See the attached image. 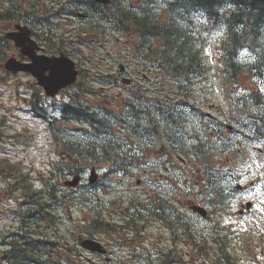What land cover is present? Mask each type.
Returning a JSON list of instances; mask_svg holds the SVG:
<instances>
[{
    "label": "rangeland",
    "instance_id": "374dc122",
    "mask_svg": "<svg viewBox=\"0 0 264 264\" xmlns=\"http://www.w3.org/2000/svg\"><path fill=\"white\" fill-rule=\"evenodd\" d=\"M160 7L162 10L164 9L163 5ZM46 10H49L47 0H45V5H42L40 9L29 12H32V16L35 18L43 15L44 11ZM165 10L159 13L161 18L166 17ZM188 22L190 23L189 26L192 28V30L196 28L200 32L201 38H205L203 46L205 48L204 52L206 61L213 68L210 79L211 83L205 85L195 82L193 87H208L207 89H209L210 95L207 97L209 102L216 106L220 105L219 110H222V108L226 109L224 103L222 104L217 97V94H220V92L218 89V81L216 79L218 66V55L216 49L218 48V42L224 37V30L221 29L219 34L205 36L206 33L204 32V28H202V22H200L194 16H191L188 19ZM37 25L39 30L42 31V25ZM213 29L216 30L218 28L214 27ZM102 39L104 40V49L106 50V54L103 56H106L110 64H113L114 60L116 64H118V60H121L122 63H127V61L130 60V58H126L128 54L123 40L121 43L120 41H116L112 33H109ZM96 42L101 43V40H96ZM52 45L53 42L51 41L45 44V46L48 48H51ZM76 45L78 52L81 49V52L77 53L82 57L80 60H78V62L81 65H83L84 62L86 63V74L88 78L86 83L89 85L88 87L93 90V93L89 94V97L87 98L89 102L98 103L102 108L106 109L107 107L116 106L120 100L131 99L132 92L129 91L128 88H115L111 89L110 92H106L108 87H103L104 85L101 84L107 82L106 75L108 74L109 70L108 65L93 66L87 64V58L91 60V63L94 62L93 59L96 57L97 52L96 48L93 52V50L90 51L91 49H89L88 46H80L79 48L78 43ZM104 52L105 51L101 52L100 54H104ZM73 56L76 57L75 54H73ZM82 60L85 61L81 62ZM129 65V72L133 76H135V74L137 75V73L140 71V77L138 78L140 82L144 80L141 78V73L148 75V71L142 66V61H140V64L131 62ZM114 68L117 67L114 66ZM150 77L152 79L150 84L147 82H142V84L152 87L154 79H156V74H152ZM158 79L160 82H163L162 75L159 76ZM243 85L247 87L252 86L249 78L246 79ZM35 86L36 85L33 84L32 79L27 74L18 73L14 74L13 76H8L3 72L2 74L0 73V138L2 139L0 140V175L2 176L0 177V196L6 197L3 202L10 201L12 205L18 203L16 200H19V198L21 196H25V194H32L31 196L36 198L43 197V202L49 204L51 202L49 200L48 190H46L45 185H53L55 190L61 188L59 177L54 178L52 175H50L46 179V172L49 163H53V159H55L54 155L52 154L56 148L54 145H52L53 135L51 132H47V124L42 123L34 115L27 112L25 102L23 101L24 98L31 97V94L34 91H37V87ZM102 87L105 89L101 90ZM161 87H171V84L161 83ZM28 91H30V93H28ZM151 93L152 94L147 96V99H155L154 94H159L153 90ZM201 95L203 96V94ZM64 98L65 95L60 94L56 99V102H59ZM45 102L48 106L54 104V102L50 101L49 99L45 100ZM199 102L200 101L198 100L197 103ZM116 109L120 111L119 107ZM217 109L218 108H216V110ZM209 113L212 115L217 114L215 113V110L209 111ZM143 114L144 112L142 109H140V117ZM152 114H154L153 111ZM154 117L155 116H151L149 118L154 119ZM135 124L140 126V121L130 125L133 126ZM145 125L149 126V124ZM72 126H76V124H68L67 129ZM125 135L126 131L124 130L119 136L121 138ZM78 138H81V134L78 136ZM128 142L131 145H134L136 150H140V153L137 154L139 156V160L142 155L149 156V161L151 163H154L155 165H161L165 169H171L167 171L164 170L165 172H162V168L160 170L159 168L155 169V175L157 178L160 177V174H162V178L173 183L171 179H178L180 174L183 172L188 174L183 178H187V176L190 178L189 173H191V179L196 178L195 172L197 169L193 168V164L188 162V166L186 167L185 165L189 159V156L186 154L181 155V157L185 160V164L180 160H174L172 158L168 162V158H164L160 151H158V153L152 152L151 155H147L146 153L142 152L144 147L142 145L141 139L139 143V139L132 137L131 140H128ZM161 143L164 145L166 144V142L163 140H154L152 141L151 146H160ZM243 146L245 149L257 147L264 150V140L257 143L251 142L250 145L244 143ZM232 156H235L234 152L230 154V158H232ZM251 156L253 158L252 165L246 166L244 168L240 167V169L244 170L243 175L245 179L242 183H245V181L252 178L258 179L261 183L254 193L241 195L240 197L236 198V200L232 202V208L230 209L227 207V205L225 207L217 208L220 211L216 212L213 211V208H211L210 223H204L196 219L193 220V224L195 226L216 227L217 229L224 228L230 230L235 234L236 237H239V240H237L235 243L239 259L237 260V264H264V155L262 154V156H258L257 152L251 151ZM255 156L261 158L256 160ZM241 158L242 155L239 159L232 161V165L233 163L238 162ZM213 159L216 163L224 164L226 156H223L221 153L217 154L216 152ZM144 167L145 168L135 169L133 171L134 177H128L124 174H108L106 175L107 178H104L101 174L100 188L94 189L93 192L89 193L90 199L92 201V204H90L89 207L79 204L81 201L75 197V202L72 200V202L68 203V209L64 207L63 210H60L61 215L64 217V221L62 225L59 223L58 233L55 234V236L52 238V241L60 245V251L64 250V257H62L63 261L61 263L59 262L62 260V258L60 254L57 256V252L48 254L44 260L48 261L49 263L53 262L54 264H56V262L57 264H122L123 258L121 257H117L116 261L113 262L112 260L107 261L106 257L108 256L101 258L99 256H93L82 252L83 250L80 249L79 246L78 248H75L74 240L77 241L79 237H84V235H87L88 232L86 227L89 229L91 222L94 219L93 217H95L94 214H96V210L99 211L100 218L105 221L109 220L110 217H117L118 212L120 211L138 213L137 207L139 204L141 209L149 205V202L146 200L147 198L141 197L143 187L136 185L137 179L143 180L144 175H140V173H143L144 169H146L145 174L152 175L149 170L151 167H148L147 165ZM6 172L13 174V177L5 178L3 173ZM24 176H30L35 180L32 186L34 192H32L31 188L27 190L24 186L16 184V179L22 178ZM144 184L146 183L144 182ZM8 186L10 187L11 195L5 194V190L8 188ZM172 187L174 188L175 186ZM165 189L168 190L169 188L166 187ZM175 190L177 191L178 188H175ZM157 193L164 194L162 191L155 190L150 198H152L154 195H157ZM181 193H183V191H181L179 194V198H181L182 201L179 202L178 208L181 210L183 215H186V206L188 200L191 198V191L184 192L185 196H182ZM164 195L166 196V194ZM239 199H250L252 201H256V209L251 213V215L245 218H240L234 215L228 216L235 214ZM104 203H106V206H101ZM94 206H96V208H94ZM141 214L143 215V218H140V228L143 231L141 232L142 235L140 237V243L138 241L134 242V246L138 247L137 253H140V262L133 260V258L128 259V252L123 247L122 252H119V254L123 255L125 257L124 259L129 260L128 262H125V264H147L145 259L149 255V251L151 249L155 247L156 249L163 248L166 250L172 245V243L169 242L168 230L165 225L161 224L159 228L157 223H153V218H150V213L146 212ZM11 222H13V220L9 216L4 217L2 221H0V236L1 234L7 233L8 231L2 226ZM110 230L108 234L95 231L90 232V234L97 238V240L105 243V240L111 238L112 230ZM220 233L222 236H224L222 232ZM154 241H157L156 245H153ZM62 242L65 245V248L62 247ZM176 249L178 251V255H182V252L186 251L187 247L179 243L177 244ZM110 251H112V249H110ZM243 251L246 252L243 253ZM248 251H255V253L252 254L253 258H245V254H247ZM136 256L137 254L134 257ZM68 259L70 261H68ZM249 259H252V261Z\"/></svg>",
    "mask_w": 264,
    "mask_h": 264
},
{
    "label": "trees",
    "instance_id": "16d2710c",
    "mask_svg": "<svg viewBox=\"0 0 264 264\" xmlns=\"http://www.w3.org/2000/svg\"><path fill=\"white\" fill-rule=\"evenodd\" d=\"M116 1L113 6L112 20L119 32L124 33L133 47V53L141 55L146 61L158 63V70L171 77L176 83L188 82L203 72L200 51L195 48L194 39L188 31L189 16L201 14L205 21L226 30L223 44L224 75L234 79L241 74V66L236 62V53L242 43H247L256 52L255 70L264 68V3L255 0H172L166 9L169 16L162 21L155 9L141 3L139 9L121 7ZM156 42L160 44L156 46ZM70 119L86 124L85 137L90 139L85 145L74 138H65L63 151L66 162L63 169L65 177L72 174L68 160L81 158V166L89 159H108L109 144L100 138L106 136L109 126L104 117L86 111L81 115H70ZM93 140V142H92ZM96 141V143H95ZM99 155L100 157H98ZM73 162V161H72ZM75 166V165H74Z\"/></svg>",
    "mask_w": 264,
    "mask_h": 264
},
{
    "label": "water",
    "instance_id": "95a60500",
    "mask_svg": "<svg viewBox=\"0 0 264 264\" xmlns=\"http://www.w3.org/2000/svg\"><path fill=\"white\" fill-rule=\"evenodd\" d=\"M102 3H108L109 0H97ZM264 1V0H261ZM25 38L16 36L15 41L17 45L24 47ZM29 55V54H28ZM30 56V55H29ZM31 57V56H30ZM7 68L13 71L23 69L30 71L43 85L49 95H54L61 87H66L76 80L78 72L74 69V64L66 57L54 58L50 60H40V58L33 59V64L26 68L22 66L7 65ZM49 71V77H43L44 71ZM74 181L73 184H75ZM83 246L93 251H100L98 244L92 241H86Z\"/></svg>",
    "mask_w": 264,
    "mask_h": 264
},
{
    "label": "flooded vegetation",
    "instance_id": "af4514ba",
    "mask_svg": "<svg viewBox=\"0 0 264 264\" xmlns=\"http://www.w3.org/2000/svg\"><path fill=\"white\" fill-rule=\"evenodd\" d=\"M4 16H7L6 13H3ZM2 16V15H1ZM32 36L34 37V39H36V35H35V32L32 31ZM37 40L38 41H41L42 40V37L41 36H37ZM42 50L45 51V49L43 47H41ZM15 234H11V235H8L4 238L3 242H0V244L3 246L0 248V252H2V254H8V247H6V245H9L11 246L14 242H15V239L12 238L14 237ZM171 235L173 238H175V232L173 231V229H171ZM22 243V242H21ZM7 248V249H6ZM3 264H8V259L6 258V255L3 256Z\"/></svg>",
    "mask_w": 264,
    "mask_h": 264
}]
</instances>
